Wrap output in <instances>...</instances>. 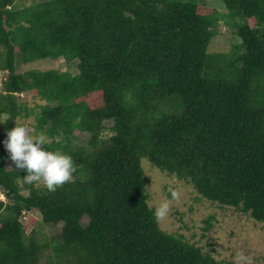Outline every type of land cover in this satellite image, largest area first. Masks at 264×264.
Returning a JSON list of instances; mask_svg holds the SVG:
<instances>
[{
	"label": "trees",
	"instance_id": "trees-1",
	"mask_svg": "<svg viewBox=\"0 0 264 264\" xmlns=\"http://www.w3.org/2000/svg\"><path fill=\"white\" fill-rule=\"evenodd\" d=\"M20 1L0 0V264H231L160 227L141 162L264 225V0H221L245 22L228 53L208 52L225 15L201 0ZM60 58L77 73L16 71ZM20 116L74 161L54 191L4 147ZM33 211L60 233L28 232Z\"/></svg>",
	"mask_w": 264,
	"mask_h": 264
},
{
	"label": "rangeland",
	"instance_id": "rangeland-1",
	"mask_svg": "<svg viewBox=\"0 0 264 264\" xmlns=\"http://www.w3.org/2000/svg\"><path fill=\"white\" fill-rule=\"evenodd\" d=\"M40 0H21L20 4L39 2ZM206 7L218 9L225 15V20L217 28V36L209 45V53H228L232 50L233 45L242 41L236 36V28L244 21H232L227 15L221 0H201ZM2 52L0 48V53ZM1 69V68H0ZM52 69L70 72L73 75L77 73L75 62L68 64L63 58L58 60H38L30 64L18 63L16 71L18 74H24L29 71H48ZM1 79L5 80L7 72L1 70ZM2 88V85L0 86ZM19 103L28 105L29 109L34 108L37 104L44 102L36 99L31 92L19 94L17 96ZM6 115H0L3 123ZM17 124H26L32 129L34 134V117L25 118L20 116L15 121ZM15 122L13 128L15 127ZM109 129L112 121L105 123ZM3 124H0V130ZM109 130L107 136H111ZM79 143H85L89 135H82L78 132L75 134ZM144 176L147 179V190L150 195L149 205L153 209L158 206L161 200L167 198L170 201L169 212L163 219H158L160 227L170 234L182 235L187 241L200 247L204 253L211 254L218 260L229 261L231 264H264V225L256 222L249 214L243 213L235 208L223 207L218 203L209 201L200 196L193 186L175 176H170L162 172L159 168L153 166L148 159H142ZM27 182H29L26 179ZM40 184V183H39ZM38 184V186H39ZM41 185H43L41 183ZM24 189V184L20 182ZM177 193L176 197L172 193ZM24 194H28L26 190ZM0 200L5 201L6 197L3 190L0 189ZM33 218L36 223L30 225L28 232L32 229L40 231L39 238L43 236L51 238L61 231V226H49L42 222L41 215L36 212L24 214L22 223L27 224L29 219ZM88 224V220H84ZM49 255L47 251L45 253ZM244 256L247 259L241 260ZM45 260H43L44 262Z\"/></svg>",
	"mask_w": 264,
	"mask_h": 264
},
{
	"label": "clouds",
	"instance_id": "clouds-1",
	"mask_svg": "<svg viewBox=\"0 0 264 264\" xmlns=\"http://www.w3.org/2000/svg\"><path fill=\"white\" fill-rule=\"evenodd\" d=\"M0 124H4L0 119ZM48 137L44 133L32 134V129L26 124H17L7 131L4 147L9 158L17 169H26L25 178L29 182L42 183L48 191H54L58 186L72 179L76 166L72 157L59 150L49 151L45 145ZM24 178V179H25ZM173 197L177 193H172ZM170 201L165 198L156 206L154 215L163 219L169 212ZM241 260H246L244 256Z\"/></svg>",
	"mask_w": 264,
	"mask_h": 264
}]
</instances>
